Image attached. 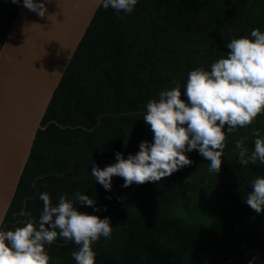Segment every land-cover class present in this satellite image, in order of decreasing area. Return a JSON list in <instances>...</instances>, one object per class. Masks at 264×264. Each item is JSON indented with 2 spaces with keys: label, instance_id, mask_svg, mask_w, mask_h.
Here are the masks:
<instances>
[{
  "label": "trees",
  "instance_id": "obj_1",
  "mask_svg": "<svg viewBox=\"0 0 264 264\" xmlns=\"http://www.w3.org/2000/svg\"><path fill=\"white\" fill-rule=\"evenodd\" d=\"M20 6L0 0V48ZM254 29L264 32V0H138L119 16L99 6L47 108L3 227L22 226V210L38 220L42 192L53 205L62 194L75 203L79 192L99 211L76 210L108 217L113 227L92 246L95 264H264V211L244 202L264 164L241 165L235 147L244 138L251 154L264 114L228 134L225 126L218 174L193 150L185 153L191 165L159 182L125 188L114 176L105 190L92 177L93 164L103 169L116 153L127 159L152 142L143 121L148 100L179 81L187 101V74L210 71L231 39L251 38ZM45 248L50 264H76L73 241L58 237Z\"/></svg>",
  "mask_w": 264,
  "mask_h": 264
},
{
  "label": "clouds",
  "instance_id": "obj_2",
  "mask_svg": "<svg viewBox=\"0 0 264 264\" xmlns=\"http://www.w3.org/2000/svg\"><path fill=\"white\" fill-rule=\"evenodd\" d=\"M18 2L11 0L13 4ZM46 2L22 0L25 8L41 18L47 14ZM137 2L96 0L98 6L111 7L118 16L121 12L131 14ZM250 35L231 39L226 44L229 51L211 64L210 71L201 67L187 74L183 90L187 101L181 99L179 81H173L171 90L161 91L158 99L148 100L143 121L150 126L152 142H141L139 151L127 159L116 153V163L103 169L93 164L92 177L105 190L111 189L114 176L124 180L125 188L133 183L159 182L191 165L185 153L193 150L211 162L210 172L218 174L227 134L251 125L264 114V32L254 29ZM226 125L227 134L223 131ZM253 134L256 139L250 155L244 138L236 141L241 165L257 161L264 164V136L259 130ZM39 199L43 207L38 220L22 210L18 213L26 218L20 221L22 226L7 230L0 222V264H50L45 245L58 237L78 246L71 253L76 264H95L92 246L101 237L110 239L113 227L108 217L101 219L74 207L84 205L99 211L94 207L95 200L79 192L75 193V203L66 194L59 196L56 205L47 192L40 193ZM244 202L257 214L264 211V176L253 178Z\"/></svg>",
  "mask_w": 264,
  "mask_h": 264
},
{
  "label": "water",
  "instance_id": "obj_3",
  "mask_svg": "<svg viewBox=\"0 0 264 264\" xmlns=\"http://www.w3.org/2000/svg\"><path fill=\"white\" fill-rule=\"evenodd\" d=\"M45 7L41 18L22 4L0 48L2 224L54 92L99 8L96 0H47Z\"/></svg>",
  "mask_w": 264,
  "mask_h": 264
}]
</instances>
